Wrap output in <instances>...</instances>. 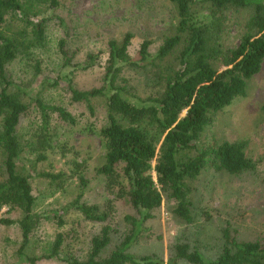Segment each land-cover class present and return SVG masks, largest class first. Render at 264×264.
Returning a JSON list of instances; mask_svg holds the SVG:
<instances>
[{
	"label": "trees",
	"instance_id": "16d2710c",
	"mask_svg": "<svg viewBox=\"0 0 264 264\" xmlns=\"http://www.w3.org/2000/svg\"><path fill=\"white\" fill-rule=\"evenodd\" d=\"M167 1L174 9L176 23L154 54L150 52L152 41L145 38L134 58L130 54L131 32L108 39L104 63L99 61L101 51L88 52L83 60L76 61L78 50H71L65 38L58 41L63 68L103 67L99 87L78 90L72 79H67L71 100L88 103L91 116L83 123L82 115L50 104L36 94L31 97L5 69L18 56L33 55L32 67L36 74L39 72L40 61L34 55L43 45L45 22L56 14L61 0H0V210L6 208L7 214L0 217V223L18 225L20 229V264L41 260L63 264H179L181 260L189 264H264V235L240 240L228 227L222 230L219 248L209 255L185 241L173 245L166 262L156 255L135 256L127 251L129 244L140 237L143 223L160 207L162 190L174 202L172 212L190 224L194 215L189 182L204 169L234 175L257 170L256 162L246 155L243 141L205 144L203 138L215 114L247 94L248 81L264 63V0ZM228 10L248 12L236 44L228 39ZM6 16L7 31L2 29ZM57 18L63 25L62 18ZM175 53L177 65L159 68L152 80L149 78L154 91L148 94L119 74L126 66L138 68L144 63L156 67L150 60H162ZM51 84L56 86L58 80ZM97 98H103L105 106L101 119L91 103ZM33 116L38 130L32 125ZM25 117L36 132L33 135L48 146L62 128L98 137L103 154L94 166L96 178L80 170H75L76 176L66 177L43 169L24 171L18 163L23 151L27 157L35 156L28 159L33 168L45 158L38 150L41 144L26 149L28 144L19 138V126ZM34 172L50 182L49 195L42 197L35 190ZM71 176L78 180L77 188L67 193L63 184ZM98 177L106 182V192L112 193L116 187L122 201L135 212L124 216L128 233L105 257L101 253L110 242L109 222L115 205L112 201L100 205L85 198L90 182ZM42 221L50 222L53 229L44 234V249L37 253L41 238H35L32 247L30 240ZM98 225L100 232L89 241L82 237L87 249L84 253L73 247L77 234L84 235Z\"/></svg>",
	"mask_w": 264,
	"mask_h": 264
},
{
	"label": "rangeland",
	"instance_id": "374dc122",
	"mask_svg": "<svg viewBox=\"0 0 264 264\" xmlns=\"http://www.w3.org/2000/svg\"><path fill=\"white\" fill-rule=\"evenodd\" d=\"M62 18L63 25L57 21ZM200 17L204 18L200 15ZM2 29L7 31V16ZM248 12L228 10L226 23L228 25L229 41L237 43ZM46 31L43 45L34 55L39 59L40 68L36 74L32 64L33 55L28 58L18 56L6 64V73L15 84L27 89L30 96L35 94L50 104L64 106L75 115H82L83 123L91 116L86 101H72L67 79L71 78L78 90H88L102 85L103 67L101 65L88 69L62 67V60L58 53V41L65 38L71 50H78L77 59L83 60L88 52L101 51L100 63H104L107 56V42L110 38H120L126 32L133 37L130 43V54L138 57V47L145 38L152 41L150 52L154 54L165 35L173 32L176 23L174 9L167 0H61L56 14H51L46 20ZM13 29V27H10ZM156 67L142 63L138 68L124 67L119 73L135 87H140L142 93L153 92L152 78L160 69H166L168 64L178 63L176 53L160 60H152ZM66 75L67 78H63ZM61 77V78H60ZM151 80L149 81V78ZM58 80L56 86L52 81ZM99 119L105 111L103 98L92 99ZM264 63L260 71L248 81V91L243 97L235 98L230 105L217 112L211 126L204 133L203 143L213 141H243L246 155L256 162L255 173L244 172L237 175L212 168L204 169L201 174L189 183L192 191V214L194 219L190 224L182 221L172 212L174 202L166 191H161L162 202L158 209L152 211V216L143 223L140 237L132 241L127 251L135 256L156 255L166 262L173 245L179 241L187 242L193 248L199 247L206 255L217 250L223 241L222 230L229 228L231 234L240 240H254L264 235ZM37 117V114H36ZM34 120V116H33ZM19 138L28 146L41 147L38 149L44 159L34 163L33 168L28 162L29 157L23 151L18 163L24 166V171L43 169L50 172H61L64 177L75 175L77 170L86 176H94V166L102 160L103 149L98 137L78 130L70 132L68 129L59 131L48 146L46 142L33 135L36 132L28 125V118L21 120ZM36 118L33 127L38 130ZM59 128L63 126H58ZM80 127H83L80 125ZM25 149V150H26ZM37 154V153H36ZM155 162L153 161L152 164ZM21 167V166H20ZM76 170V171H75ZM36 173V172H34ZM154 174V172H153ZM76 176V175H75ZM63 184L67 193H74L77 179ZM70 178V177H69ZM96 178V177H93ZM47 179L37 173L34 177L36 191L43 196L49 195L51 186ZM106 182L101 178L93 179L85 198L89 202L105 205L112 201L115 205L110 219V242L102 250L101 257L107 256L114 247L121 244L128 233L129 225L124 216L134 214L118 195L114 187L113 192H106ZM63 197L61 196L60 199ZM6 208L0 210V217L7 215ZM15 217V216H14ZM53 229L48 221L40 222L36 233L30 240V246L35 244V238H42ZM74 238L75 245L84 253L86 241L94 233H99L100 225L90 227ZM21 241L18 225H3L0 223V264H20L17 249ZM84 248L81 249V246ZM87 250V249H86ZM213 250V251H211ZM37 264H63L53 260H41ZM179 264H189L179 261Z\"/></svg>",
	"mask_w": 264,
	"mask_h": 264
}]
</instances>
